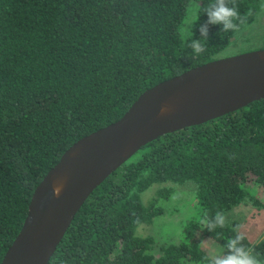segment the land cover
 I'll list each match as a JSON object with an SVG mask.
<instances>
[{
	"label": "trees",
	"instance_id": "16d2710c",
	"mask_svg": "<svg viewBox=\"0 0 264 264\" xmlns=\"http://www.w3.org/2000/svg\"><path fill=\"white\" fill-rule=\"evenodd\" d=\"M260 1L236 0L246 23ZM211 2L0 0V261L35 186L69 145L119 118L146 88L222 56L234 33L221 25L208 26L206 53L185 46L193 33L201 39ZM186 181L196 210L181 238L155 252L154 237L136 229L161 213L172 183ZM253 186H264V97L143 144L87 196L47 264H210L236 221L210 232L201 220L244 203L264 207ZM244 243L264 259V238Z\"/></svg>",
	"mask_w": 264,
	"mask_h": 264
},
{
	"label": "water",
	"instance_id": "95a60500",
	"mask_svg": "<svg viewBox=\"0 0 264 264\" xmlns=\"http://www.w3.org/2000/svg\"><path fill=\"white\" fill-rule=\"evenodd\" d=\"M264 97V46L218 56L142 91L116 120L75 140L35 186L0 264H47L93 189L146 142Z\"/></svg>",
	"mask_w": 264,
	"mask_h": 264
},
{
	"label": "rangeland",
	"instance_id": "374dc122",
	"mask_svg": "<svg viewBox=\"0 0 264 264\" xmlns=\"http://www.w3.org/2000/svg\"><path fill=\"white\" fill-rule=\"evenodd\" d=\"M264 40V0L260 1L259 12L255 19L242 25L238 32L234 33L232 43L218 52V55H229L239 52L241 49L255 47ZM170 184V183H166ZM159 184L152 183L141 193L142 200H149L155 193ZM173 185V191L167 198L157 201L162 206V211L154 216L151 222L141 223L136 233L151 234L155 239L154 250L163 242L178 241L181 238V228L186 219L195 212L194 183L186 181ZM253 194L264 200V186L251 187ZM227 220H235L236 226L243 231L251 241L264 238V207L250 203L240 204L227 211ZM137 233V234H138Z\"/></svg>",
	"mask_w": 264,
	"mask_h": 264
},
{
	"label": "clouds",
	"instance_id": "9594fccd",
	"mask_svg": "<svg viewBox=\"0 0 264 264\" xmlns=\"http://www.w3.org/2000/svg\"><path fill=\"white\" fill-rule=\"evenodd\" d=\"M231 4V6H229ZM202 13L207 15V21L199 25L201 39L193 38L185 42V46L191 49L196 57L206 53V41L209 35V25H221L225 33H236L247 21V17H242L236 0H213L210 4L203 7ZM194 26V25H193ZM228 223L227 216L222 211H217L212 216H205L201 220L202 230L213 232L216 228H224ZM234 235L224 244L225 251L214 256L210 264H264L255 250L249 248L244 242L246 234L239 229L233 228ZM204 241H201L203 244Z\"/></svg>",
	"mask_w": 264,
	"mask_h": 264
}]
</instances>
